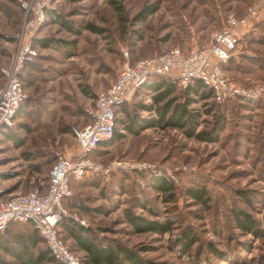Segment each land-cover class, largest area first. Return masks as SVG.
<instances>
[{
  "label": "rangeland",
  "instance_id": "1",
  "mask_svg": "<svg viewBox=\"0 0 264 264\" xmlns=\"http://www.w3.org/2000/svg\"><path fill=\"white\" fill-rule=\"evenodd\" d=\"M26 1L0 0V88L1 70L11 60L23 16L20 3ZM253 1L56 0L32 36L37 57L20 71L25 98L14 125L1 133L0 197L28 192L38 180L46 181L54 163L50 148L67 145L72 153L77 150L71 129L89 123L85 110L115 81L125 61L121 50L128 52L129 62H135L173 48L187 52L205 47L228 16H243ZM56 17L71 23L80 35L73 36L55 23ZM254 22L241 31L237 49L225 64L228 76L245 87L264 84V15ZM87 25L100 33L85 29ZM40 40H47V47L42 48ZM152 95L140 91L130 105L117 109L115 139L101 144L91 157L103 165L113 160L158 163L173 169L177 182L163 168L89 176L63 200L67 212L63 217L84 219L92 237L116 240L147 264H264V94L252 102L193 103L191 109L200 116L196 133L212 132L219 121L214 142L188 138L179 129L156 124ZM133 117L144 125L136 135L127 130ZM8 133L19 143L9 140ZM153 175L174 182L175 196L168 198L154 189ZM189 189L204 190L205 201L191 197ZM137 200L146 207L137 206ZM237 209L252 216L258 233L236 225ZM128 211L171 221V229L135 233L126 218ZM24 225L14 221L9 227ZM186 226L192 227L198 242L183 254L173 242ZM59 233L82 261L84 252L60 225ZM38 247H45L44 242ZM0 264L19 263L1 249Z\"/></svg>",
  "mask_w": 264,
  "mask_h": 264
},
{
  "label": "built area",
  "instance_id": "2",
  "mask_svg": "<svg viewBox=\"0 0 264 264\" xmlns=\"http://www.w3.org/2000/svg\"><path fill=\"white\" fill-rule=\"evenodd\" d=\"M56 0H28L20 3L23 14L15 35V50L9 64L1 70L3 85L0 88V137L14 125V116L25 98L19 80L23 67L37 57L32 36L45 23L47 11ZM264 15V0H254L241 17L230 15L216 31L210 43L187 52L173 48L165 53L129 62L128 52L121 50L125 61L115 81L98 93L93 106L85 110L89 123L71 129L77 144L72 153L67 145L50 148L54 163L46 181L24 193L0 197V232L17 221L29 223L42 237L50 255L62 264H83L59 233V221L67 215L62 202L71 196L70 182L84 177L108 175L115 171H157L164 169L177 182L173 169L158 163L135 160H113L103 165L92 159L93 152L103 143L112 140L116 127L118 106L129 104L151 77L175 80L181 89L200 81L211 92V100L218 105L233 100L256 101L264 94V84L245 87L235 83L224 70L241 39V31L254 26V21ZM1 173V172H0ZM72 217V216H71ZM86 226L84 219L72 217Z\"/></svg>",
  "mask_w": 264,
  "mask_h": 264
},
{
  "label": "trees",
  "instance_id": "3",
  "mask_svg": "<svg viewBox=\"0 0 264 264\" xmlns=\"http://www.w3.org/2000/svg\"><path fill=\"white\" fill-rule=\"evenodd\" d=\"M153 12L154 11L151 10L148 13ZM54 22L59 24L71 35H80V31L74 29L71 23L62 21L59 17H56ZM85 29L100 33L99 29L90 25H87ZM47 42V40H40L38 43L42 48H45L48 45ZM159 78V81L148 82L149 86H147L153 93L152 100L153 104L156 106L155 111L157 115L156 124L164 128L179 129L183 131L188 138H196L204 142L216 141L218 137L216 132L220 129L219 121L215 124V128L212 132L206 133L200 131L196 133L200 116L199 112L191 109L192 104L196 103V101L206 102L211 99L212 95L210 90L200 81L193 82L187 89H181L180 87L178 88L175 80L165 77ZM120 106H118V108ZM210 111L211 110L208 109L206 113ZM117 121L116 119V122ZM131 123V126H127V130L130 134L136 135L140 129L144 128V125L139 124L137 117H133ZM146 123L148 122L145 121L144 124ZM115 135L116 127L113 140L115 139ZM7 137L9 140L15 142V144L19 143L17 140H14L9 133ZM150 184L157 191L167 193L168 198L175 196L174 182L167 179V177L153 175L150 179ZM188 193L191 197L198 200H202L205 195L202 189H189ZM146 205L145 202L137 200V206L146 207ZM149 210L151 214L156 215L154 210L151 208H149ZM126 218L135 233L151 231L163 233L170 230L172 224L171 221L160 222L157 219H149L135 215L132 211H128ZM234 220L236 225L244 231L259 232L256 221L249 213L241 209L235 210ZM10 224L3 230V233H6L8 238L0 240V247L6 254L18 260L20 264H62L50 255L45 243V247H38V244L44 241L29 223H25L27 226L24 227L22 232L16 231L15 233L14 230L19 228L17 227L15 229L14 227H9ZM59 225L64 229L66 234L74 240L77 248L84 252L82 256L83 264H147V261H145L139 253L116 240L109 241L107 239L102 240L101 238L92 237L90 229L81 225L73 218L63 217L59 221ZM196 242H198V238L192 227L186 226L181 231L180 235L175 238L173 243L179 248L180 252L186 254ZM35 249H38L37 253L34 252ZM198 264H200V262Z\"/></svg>",
  "mask_w": 264,
  "mask_h": 264
},
{
  "label": "crops",
  "instance_id": "4",
  "mask_svg": "<svg viewBox=\"0 0 264 264\" xmlns=\"http://www.w3.org/2000/svg\"><path fill=\"white\" fill-rule=\"evenodd\" d=\"M156 78H158V79H149V81L148 82H154V81H159L160 80V78L159 77H156ZM147 82V84L145 85V87L141 90L142 92H149V93H151V94H153L148 88H147V86H149V83ZM178 85V84H177ZM178 88H179V86H178ZM153 96V95H152ZM122 105H130V103L129 104H122ZM77 151V150H73V153H75V152ZM76 154V153H75ZM87 178H89V177H84L83 179H81V180H72L71 182H70V188L72 189V187H74V186H77L78 185V183H81V181L83 182L85 179H87ZM71 193H72V190H71ZM73 194V193H72ZM27 225H24V227H26ZM24 227H21V228H19V229H17V230H15L14 231V233L16 232V231H19V232H22L23 231V229H24ZM3 236V237H2ZM8 238V236L6 235V233H3V231L2 232H0V240H4V239H7ZM41 243H43V242H41ZM0 250H1V247H0ZM35 253H37V251H36V249H35V251H34ZM12 258V257H11ZM14 259V258H13ZM14 260H16V259H14ZM17 262H18V260H16ZM19 263V262H18ZM20 264V263H19Z\"/></svg>",
  "mask_w": 264,
  "mask_h": 264
}]
</instances>
